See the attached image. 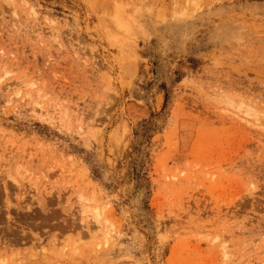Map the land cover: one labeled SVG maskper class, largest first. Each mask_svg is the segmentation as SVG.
<instances>
[{"label": "rangeland", "instance_id": "obj_1", "mask_svg": "<svg viewBox=\"0 0 264 264\" xmlns=\"http://www.w3.org/2000/svg\"><path fill=\"white\" fill-rule=\"evenodd\" d=\"M0 264H264V0H0Z\"/></svg>", "mask_w": 264, "mask_h": 264}]
</instances>
